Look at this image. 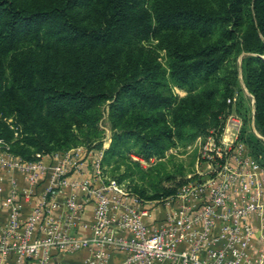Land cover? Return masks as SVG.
Masks as SVG:
<instances>
[{
  "label": "trees",
  "instance_id": "obj_1",
  "mask_svg": "<svg viewBox=\"0 0 264 264\" xmlns=\"http://www.w3.org/2000/svg\"><path fill=\"white\" fill-rule=\"evenodd\" d=\"M146 1L0 0V138H10L9 113L39 138L48 128L55 133V121L69 128L95 98L105 96L107 82L117 84L115 97L129 93L152 111L150 117L163 119L162 109L169 108L175 133L199 123L204 112L215 116L234 103L238 115L252 112L254 127L264 135V58H241L240 79L253 98L252 111L234 64L217 83L213 80L231 47L235 55L241 50L264 54V0H151L148 6ZM227 24L238 28V39L232 40ZM151 36L154 45L143 43ZM24 39L28 44L18 48ZM158 47L165 53L167 74ZM209 78L204 82L209 86L190 92ZM168 79L189 93L175 101ZM119 105L111 103L112 108ZM60 131L62 142L41 153L71 148L65 146V128ZM170 132L167 128V136ZM0 148L23 160L36 158L23 156L16 144ZM180 183L161 187L149 198L171 194Z\"/></svg>",
  "mask_w": 264,
  "mask_h": 264
},
{
  "label": "built area",
  "instance_id": "obj_2",
  "mask_svg": "<svg viewBox=\"0 0 264 264\" xmlns=\"http://www.w3.org/2000/svg\"><path fill=\"white\" fill-rule=\"evenodd\" d=\"M226 120L200 140L198 176L153 206L105 176L100 153L73 146L23 160L0 148V171L24 174L0 196V264H59L58 254L81 249L83 264H264V166L239 138L240 122ZM83 156L90 174L69 177Z\"/></svg>",
  "mask_w": 264,
  "mask_h": 264
},
{
  "label": "rangeland",
  "instance_id": "obj_3",
  "mask_svg": "<svg viewBox=\"0 0 264 264\" xmlns=\"http://www.w3.org/2000/svg\"><path fill=\"white\" fill-rule=\"evenodd\" d=\"M150 1L147 0L145 4L148 6ZM245 14L248 15L246 12ZM226 27L232 28L230 24ZM232 29V40H236L238 39V28ZM214 36L215 33L212 38ZM148 41L153 45L156 43L153 36L148 37L147 41L143 40V43ZM27 44V39L21 40L18 48H23ZM230 49H232L231 55L214 72V83H217L216 78L225 69L234 64L237 69L239 86L243 89L246 101L251 108V98L249 100L240 79L241 58L246 55H258L264 58V54L241 50L235 55L233 54L235 50L232 47ZM157 51L159 52L158 61L167 74L165 53L159 47ZM210 80L209 78L195 84L190 92H199L209 86L204 82ZM167 86L175 101L189 93L186 87L173 84L169 79ZM116 87L115 82H107L105 96L95 98L86 110V114L76 117V124L68 128L63 126V121H55L53 123L55 133L50 134L48 128L47 135L43 138L25 132L23 125L14 119L12 113H9L5 121L8 123L11 135L9 140L0 138V144L10 146L16 144L22 149L23 156H32L44 152L47 148L57 147L55 145L62 142L59 140L63 136L60 129L64 127L68 136L66 141L68 144L65 146H79L86 151H91L92 154L100 153L104 175L115 179L123 188L137 194L146 204H152V206L175 193L187 180L198 176L197 171L202 167L198 155L199 142L211 130L222 133L228 116L240 122L239 138L246 140L252 146L255 153L253 156L264 164V135L252 125V112L248 111L244 117L240 116L234 111V103H232L230 109L225 108L215 116L210 112H204L199 123L185 125L179 133H175L169 123V108L162 109L163 119L158 118L154 113L150 117L148 114L152 111L134 100L129 93L122 91L118 97H115ZM235 95L236 91L233 92V100L236 98ZM116 100L120 105L112 108L111 103ZM167 128H170L171 136H167ZM175 182L181 183L173 193L158 198H149L155 190L173 186Z\"/></svg>",
  "mask_w": 264,
  "mask_h": 264
},
{
  "label": "crops",
  "instance_id": "obj_4",
  "mask_svg": "<svg viewBox=\"0 0 264 264\" xmlns=\"http://www.w3.org/2000/svg\"><path fill=\"white\" fill-rule=\"evenodd\" d=\"M96 152H94L93 156L95 155ZM41 159H46L45 155L41 156ZM90 158L83 156L81 158L80 161V168L78 171H73L70 172L68 174L69 177H76V178H84L86 176H88L90 174ZM0 173L3 176L2 179V191L0 192V196L4 195V193L6 192L9 184H10V180L13 179L14 182L17 185H22L23 181H24V174L21 171H18L16 169H12V168H2V170L0 171ZM42 187V183H39L36 187H34L33 189V194H37L40 190V188ZM31 201L35 200V198L32 196L30 198ZM30 205L29 204H25L23 207V214L27 213L29 211ZM4 218V212L3 210L0 211V219ZM90 220V212L89 209H87L85 211V213L81 216V221L83 223H88V221ZM85 250L81 249V250H77L75 252L72 253H60L57 255L56 259L59 262V264H83V258L85 256ZM121 257V253L120 252H114L112 254V259L113 260H118Z\"/></svg>",
  "mask_w": 264,
  "mask_h": 264
},
{
  "label": "water",
  "instance_id": "obj_5",
  "mask_svg": "<svg viewBox=\"0 0 264 264\" xmlns=\"http://www.w3.org/2000/svg\"><path fill=\"white\" fill-rule=\"evenodd\" d=\"M252 104H253V98H252Z\"/></svg>",
  "mask_w": 264,
  "mask_h": 264
}]
</instances>
